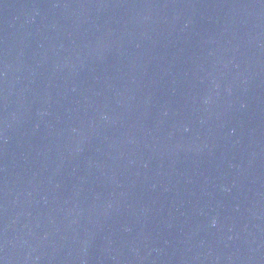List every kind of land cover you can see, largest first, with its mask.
Listing matches in <instances>:
<instances>
[{
	"label": "water",
	"instance_id": "95a60500",
	"mask_svg": "<svg viewBox=\"0 0 264 264\" xmlns=\"http://www.w3.org/2000/svg\"><path fill=\"white\" fill-rule=\"evenodd\" d=\"M0 264H264V0H0Z\"/></svg>",
	"mask_w": 264,
	"mask_h": 264
}]
</instances>
